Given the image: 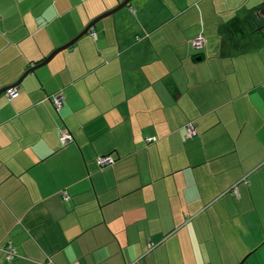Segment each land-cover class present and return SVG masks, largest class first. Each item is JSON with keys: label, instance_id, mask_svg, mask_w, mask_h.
I'll use <instances>...</instances> for the list:
<instances>
[{"label": "crops", "instance_id": "0c3cea01", "mask_svg": "<svg viewBox=\"0 0 264 264\" xmlns=\"http://www.w3.org/2000/svg\"><path fill=\"white\" fill-rule=\"evenodd\" d=\"M124 1L0 0V264H264V0Z\"/></svg>", "mask_w": 264, "mask_h": 264}, {"label": "built area", "instance_id": "2783aa9c", "mask_svg": "<svg viewBox=\"0 0 264 264\" xmlns=\"http://www.w3.org/2000/svg\"><path fill=\"white\" fill-rule=\"evenodd\" d=\"M203 44H204L203 34L199 33L192 40V46L194 48H200ZM5 93H6V95L9 98H12V97H14L17 94V90H16L15 87H10V88L5 90ZM47 98L50 100L53 108L56 111L61 108V106L63 104L64 97H63V95H62V93L60 91L49 95ZM195 134H196L195 125L193 123H191V122L188 123L186 125V136L187 137H192ZM149 139L151 140L152 138H149ZM71 140H72V135H71V133L68 130H64V129H60L59 130V142H60L61 145L64 146V145L68 144ZM95 161H96L97 165H99L100 167H103V166H106V165H109V164L113 163L114 158L111 155L106 154V155H102V156H97ZM61 194H62V197L64 199H67V195L64 192H61ZM15 253H16L15 248L11 244H8L6 246V250H5L6 258L7 259H11V257Z\"/></svg>", "mask_w": 264, "mask_h": 264}, {"label": "rangeland", "instance_id": "374dc122", "mask_svg": "<svg viewBox=\"0 0 264 264\" xmlns=\"http://www.w3.org/2000/svg\"><path fill=\"white\" fill-rule=\"evenodd\" d=\"M171 240L173 241L174 237H172ZM186 243L187 241L184 242L185 245ZM234 247L236 246L233 245V248ZM213 248L216 249L217 246H213ZM223 249H225V247H223ZM203 251L204 253L200 254L199 252L197 259L194 260L192 249L188 245V248H183L182 254H179L178 251H176V253L174 252L173 256H170V264H231V261L235 259L234 257L235 254L234 253L230 254L229 248H227L223 252L221 251V253L219 254L216 251H212V249L210 248L209 251L206 250V247H204ZM151 258H152V254H149L148 256H141L139 258L140 261L138 264H144L145 261L147 262V264H153L154 260ZM243 258L244 256L240 258L237 264H239L243 260ZM252 260H253V255H251L245 263L243 262L241 264H248V262H252Z\"/></svg>", "mask_w": 264, "mask_h": 264}, {"label": "water", "instance_id": "95a60500", "mask_svg": "<svg viewBox=\"0 0 264 264\" xmlns=\"http://www.w3.org/2000/svg\"><path fill=\"white\" fill-rule=\"evenodd\" d=\"M128 1H129V0H125L124 2L118 4V6H117L115 9H113V10H111L110 12H107V13H105V14H102V15L99 16L98 18L92 20L89 24L86 25V27L82 30V32H81L80 34H78L77 37H79V36H81V35H83V34L89 32V31L91 30V27L94 25V23H95L98 19L102 18L103 16L109 15V14L113 13L114 11L120 9L121 7H123L124 5H126V4L128 3ZM73 42H74V40H71V41L68 42L66 45H64V46H62L61 48L55 50L52 54H50V55H49L45 60H43L42 62H40V63H38V64H36V65H34V66H31L28 70H26V72L24 73V75H26V74H27L28 72H30V71H33L36 67H38V66H40V65H42V64H44V63H46L47 60H48V59H49V58H50L55 52H57V51H59V50H61V49H65V48L71 46V45L73 44ZM21 79H22V78H21ZM21 79H20V80H21ZM20 80L17 81L15 84H18V83L20 82ZM9 88H10V87H9ZM6 89H8V88H4L3 90H6ZM0 92H2V90H1ZM241 263H242V261H241L239 264H241Z\"/></svg>", "mask_w": 264, "mask_h": 264}]
</instances>
